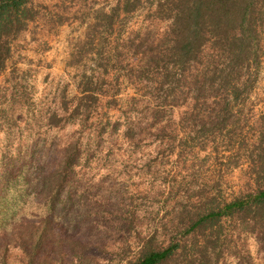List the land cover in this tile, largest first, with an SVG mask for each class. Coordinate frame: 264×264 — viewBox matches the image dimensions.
I'll list each match as a JSON object with an SVG mask.
<instances>
[{
    "label": "rangeland",
    "instance_id": "obj_1",
    "mask_svg": "<svg viewBox=\"0 0 264 264\" xmlns=\"http://www.w3.org/2000/svg\"><path fill=\"white\" fill-rule=\"evenodd\" d=\"M34 2L61 5L68 20L30 23L12 41L0 72V264H132L181 236L183 210L196 190L211 189L218 200L250 189L239 168L225 170L218 159H204L206 150L197 149L200 124L192 128L181 120V104H157L155 90L129 71L127 47L114 72L123 81L116 109L103 107L89 117L73 111L77 77L89 67L67 62L84 38L89 6ZM124 16L119 27L125 45L133 42L130 51L155 47L169 28L146 8ZM111 39H102L103 49ZM239 116L253 135L264 129V52ZM65 150L72 168L61 185L62 173L47 189ZM223 231L228 248L217 264H263L254 232L231 222Z\"/></svg>",
    "mask_w": 264,
    "mask_h": 264
},
{
    "label": "trees",
    "instance_id": "obj_2",
    "mask_svg": "<svg viewBox=\"0 0 264 264\" xmlns=\"http://www.w3.org/2000/svg\"><path fill=\"white\" fill-rule=\"evenodd\" d=\"M79 1L80 6H89V22L67 65L89 69H82L77 77L79 94L73 111H85L89 117L103 107L116 109L123 81L114 72L120 62L117 57L127 47L128 59L133 60L129 71L155 90L157 104H181V120L192 128L200 124L197 137L202 139L197 149L206 150L204 159H218L225 170L239 168L250 184V189L230 199L217 200L211 189L196 190L193 202L183 210L187 221L181 236L132 264H217L228 248L226 222L256 234L264 264V129L253 135L239 116L254 88L264 52V0H114L108 5L104 0ZM141 8L153 18L168 20L169 28L155 47L130 51L133 42L125 45L119 26L124 15ZM59 9L63 11L57 3L0 0V72L12 41L30 23L41 20L58 26L68 20ZM82 20L87 22L85 17ZM109 36V47L103 49L101 41ZM125 74L130 84L136 83L130 73ZM72 164L65 150L45 187L50 189V180L62 173L61 185Z\"/></svg>",
    "mask_w": 264,
    "mask_h": 264
}]
</instances>
